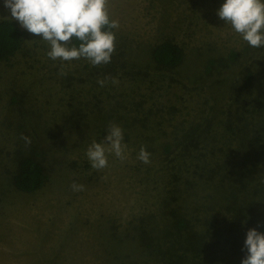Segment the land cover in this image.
Segmentation results:
<instances>
[{
  "label": "rangeland",
  "instance_id": "rangeland-1",
  "mask_svg": "<svg viewBox=\"0 0 264 264\" xmlns=\"http://www.w3.org/2000/svg\"><path fill=\"white\" fill-rule=\"evenodd\" d=\"M224 2L109 0L110 63L61 75L0 0V21L26 33L0 62V264H241L247 231L264 233V47L218 17ZM164 41L183 50L177 67L155 63ZM111 124L126 158L94 169L87 149ZM27 157L46 175L35 192L13 183Z\"/></svg>",
  "mask_w": 264,
  "mask_h": 264
},
{
  "label": "clouds",
  "instance_id": "clouds-1",
  "mask_svg": "<svg viewBox=\"0 0 264 264\" xmlns=\"http://www.w3.org/2000/svg\"><path fill=\"white\" fill-rule=\"evenodd\" d=\"M108 3L109 0H4V7L22 29L48 43L47 56L62 62L61 75H64L63 62L84 58L93 66L110 63L116 41L112 29H117L119 23L110 18ZM217 15L231 24L250 46L264 47V0H225ZM107 79L98 83L104 86ZM112 83L118 81L112 79ZM106 132L103 142L94 141L86 152L97 170L107 167V153H114L121 160L126 158L122 129L111 124ZM21 139L30 145V138L21 136ZM138 159L148 164L150 153L141 147ZM71 188L83 191L84 185L73 183ZM246 223L247 220L242 222V226ZM244 249L246 255L241 264H264V233L249 229Z\"/></svg>",
  "mask_w": 264,
  "mask_h": 264
},
{
  "label": "trees",
  "instance_id": "trees-1",
  "mask_svg": "<svg viewBox=\"0 0 264 264\" xmlns=\"http://www.w3.org/2000/svg\"><path fill=\"white\" fill-rule=\"evenodd\" d=\"M115 33V29H112ZM26 33L17 26L13 21H0V62H7L12 58L22 47L24 36ZM116 36V34H115ZM78 46L79 41L75 42ZM153 59L158 66L174 68L180 65L183 60V50L172 41H164L158 44L153 50ZM234 53H231V60H234ZM165 150L171 148L170 145H165ZM46 181V175L41 165L32 157L24 158L18 165V171L13 178V183L16 189L23 192H35L39 190ZM245 210V208H244ZM174 220L173 224L177 230L184 227L182 218L175 213H170ZM151 246V241L155 240L150 235V232L144 237ZM193 255L188 256L193 258L195 252L192 248L189 249ZM187 257V258H188Z\"/></svg>",
  "mask_w": 264,
  "mask_h": 264
},
{
  "label": "bare ground",
  "instance_id": "bare-ground-1",
  "mask_svg": "<svg viewBox=\"0 0 264 264\" xmlns=\"http://www.w3.org/2000/svg\"><path fill=\"white\" fill-rule=\"evenodd\" d=\"M95 237V236H94ZM97 239V238H96Z\"/></svg>",
  "mask_w": 264,
  "mask_h": 264
}]
</instances>
